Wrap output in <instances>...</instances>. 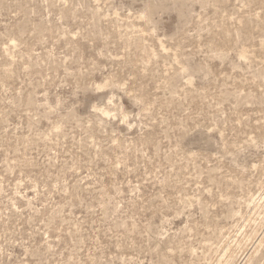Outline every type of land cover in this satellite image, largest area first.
<instances>
[{"label": "rangeland", "instance_id": "374dc122", "mask_svg": "<svg viewBox=\"0 0 264 264\" xmlns=\"http://www.w3.org/2000/svg\"><path fill=\"white\" fill-rule=\"evenodd\" d=\"M0 264H264V0H0Z\"/></svg>", "mask_w": 264, "mask_h": 264}]
</instances>
